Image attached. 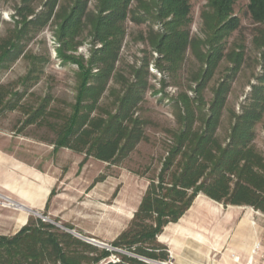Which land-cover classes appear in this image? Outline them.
I'll return each instance as SVG.
<instances>
[{
  "label": "rangeland",
  "instance_id": "obj_1",
  "mask_svg": "<svg viewBox=\"0 0 264 264\" xmlns=\"http://www.w3.org/2000/svg\"><path fill=\"white\" fill-rule=\"evenodd\" d=\"M69 2L71 0H56L53 14L47 21L44 13L52 6L53 0H36L32 4L35 15L24 21L16 17L18 9L24 6L22 0H0V44L4 40H16L15 48L0 65V86L9 91L8 99L0 110V149L6 151L12 160L27 164L28 169L34 172L36 189L42 187V183L45 185V197L48 198L45 208L30 213L29 219H40L61 232L72 231L103 243L111 249L98 248L113 252L108 260L117 263L120 261L117 254H132L114 247L113 243L129 228L151 180L159 175L169 156L173 135L181 128L180 116L184 107L177 103L179 95L187 94L194 108L202 101L204 115H209L216 89L227 81L229 92L223 105L217 137L228 145L238 117L254 108L258 115L251 123L252 145L264 157L262 51L254 45L256 26L248 15L249 0H236L234 14L241 23L227 40V48L243 50L241 69L237 74L231 73V63L223 59L207 86L200 91L194 81L200 64L192 50L189 48L187 51L184 64L177 73L159 71L156 68L159 55L149 46L147 37L152 29L161 32L163 25L160 22L135 23L130 17L125 24L126 34L116 69L100 107L103 110L112 109L113 90L120 91L127 81L135 82L134 70L140 68L145 59H150L148 71L144 70L139 79L146 85L137 106V115L144 122V138L128 155L119 156L113 163H105L68 148L54 146L63 118L70 114L75 104L78 84V65L71 61L64 62L58 56L60 44L56 16L61 6ZM207 3V0H190L189 28L192 38L205 39L203 12L208 11ZM137 5L138 0H134L131 9L135 13L138 12ZM95 6L96 0H89V10L94 11ZM40 16L43 17L41 21ZM89 31L88 28L84 29L77 38L82 45L76 51H67V56L89 60L92 53ZM99 47L97 44L95 48ZM37 112L42 114L39 113L40 117L34 119ZM14 174L15 181L10 184L12 187L21 178L17 172ZM1 181L4 178H0ZM5 198H9L13 204ZM14 198V193L0 184V236L12 237L24 227L18 220L19 210L25 209H19ZM237 207L208 200L205 208L207 211L220 210L219 221L235 216L238 231L242 226L249 225L253 232V243L256 244V261L253 264H264V214L252 207ZM234 210H238V213H233ZM184 224L183 220L171 223L158 236V241L167 247L169 253V260L161 263L174 264L172 240H178L182 246L186 244L185 232L179 235L174 233V230L183 231ZM240 243L238 239V246ZM88 256L92 260L97 257L96 254ZM238 257L241 259L238 264H248L240 255ZM104 263L106 259L99 262Z\"/></svg>",
  "mask_w": 264,
  "mask_h": 264
},
{
  "label": "trees",
  "instance_id": "obj_2",
  "mask_svg": "<svg viewBox=\"0 0 264 264\" xmlns=\"http://www.w3.org/2000/svg\"><path fill=\"white\" fill-rule=\"evenodd\" d=\"M35 1L22 0L24 6L16 17L26 21L34 16ZM133 1L96 0L95 10L90 11L89 0H71L57 12L58 56L64 62L76 63L79 71L75 104L63 118L55 148H68L113 163L132 152L144 138V122L137 115V106L146 85L139 79L144 70L148 71L150 59L134 70L135 82L127 81L120 91L113 90L112 109L100 107L115 72L130 17L135 23L163 25L161 32L152 29L147 37L149 46L159 55V71L177 73L187 51L192 50L200 64L194 79L197 90L207 86L223 59L231 63V73L240 71L243 50L227 48V40L241 23L234 14L236 0H207L208 11L203 12L205 39L190 35V0H138L136 13L131 9ZM55 6L53 0L44 13L47 21ZM248 15L256 26L254 45L262 51L264 67V0H249ZM87 28L92 38L89 60L67 56V51H76L82 45L77 38ZM15 43L8 39L0 44V65ZM97 44L99 48H95ZM228 92V82L223 81L215 91L209 115H204L202 101L194 108L187 94L179 95L177 103L183 105L184 112L169 156L159 175L151 180L129 228L113 243L132 255L117 254L120 261L113 263L108 260L113 252L100 250L31 217L16 235L0 236V264H99L103 259L104 264L166 262L168 249L158 236L169 224L178 223L200 194L224 206L252 207L264 214V157L252 145L251 130L258 114L252 108L238 117L228 145L216 134ZM8 96L9 91L0 86V110ZM39 113L34 119L40 117ZM86 254L97 257L92 260Z\"/></svg>",
  "mask_w": 264,
  "mask_h": 264
},
{
  "label": "crops",
  "instance_id": "obj_3",
  "mask_svg": "<svg viewBox=\"0 0 264 264\" xmlns=\"http://www.w3.org/2000/svg\"><path fill=\"white\" fill-rule=\"evenodd\" d=\"M15 172L21 178L15 187H12L10 184L15 181ZM34 177V172L28 169L26 163L12 160L6 151L0 149V178H4L0 184L14 193L16 204L25 208L19 211L28 212L26 214L20 212L18 221L21 227L28 223L30 213L44 210L48 199L45 197L44 183L42 187L39 186L36 189ZM46 193L49 194V183ZM208 200L211 199L199 195L186 216L180 219L185 221L182 225L183 231L174 230V233L178 235L181 232L187 234V241L183 246L178 240H172L171 251L174 264H238L241 262L238 255L243 260H247L248 264H253L256 261L254 257L256 244L253 243L252 228L245 225L238 231V220L235 223V216L219 221L217 218L221 211L218 209L207 211L205 207ZM233 213H238V210H234ZM238 239L241 242L239 246Z\"/></svg>",
  "mask_w": 264,
  "mask_h": 264
},
{
  "label": "water",
  "instance_id": "obj_4",
  "mask_svg": "<svg viewBox=\"0 0 264 264\" xmlns=\"http://www.w3.org/2000/svg\"><path fill=\"white\" fill-rule=\"evenodd\" d=\"M35 213V212H34ZM68 233H71V234H73V235H75V236H77V237H79V238H81V239H83L84 241H86L87 243H89V244H91V245H94V246H96V247H101V248H108V249H111L110 247H108L107 245H105V244H103V243H100V242H97V241H95V240H93V239H88V238H84V237H82V236H80V235H77V234H75L74 232H72V231H67ZM147 263H149V264H167V263H158V262H153V261H146Z\"/></svg>",
  "mask_w": 264,
  "mask_h": 264
},
{
  "label": "bare ground",
  "instance_id": "obj_5",
  "mask_svg": "<svg viewBox=\"0 0 264 264\" xmlns=\"http://www.w3.org/2000/svg\"><path fill=\"white\" fill-rule=\"evenodd\" d=\"M8 202H10V204L12 203V201L11 200H9L8 198H5ZM13 204V203H12ZM19 209H25L23 206H21V205H19V206H17Z\"/></svg>",
  "mask_w": 264,
  "mask_h": 264
},
{
  "label": "built area",
  "instance_id": "obj_6",
  "mask_svg": "<svg viewBox=\"0 0 264 264\" xmlns=\"http://www.w3.org/2000/svg\"><path fill=\"white\" fill-rule=\"evenodd\" d=\"M252 260V259H251Z\"/></svg>",
  "mask_w": 264,
  "mask_h": 264
}]
</instances>
